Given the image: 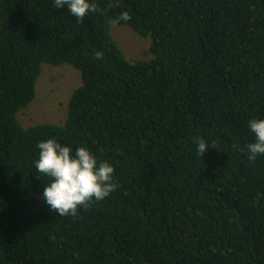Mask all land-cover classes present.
<instances>
[{
  "label": "trees",
  "instance_id": "16d2710c",
  "mask_svg": "<svg viewBox=\"0 0 264 264\" xmlns=\"http://www.w3.org/2000/svg\"><path fill=\"white\" fill-rule=\"evenodd\" d=\"M77 22L53 0H0V264H264V0H94ZM118 25L151 37L131 61ZM44 64L82 85L64 124L24 127ZM211 144L201 157L196 141ZM88 147L109 197L59 216L36 144Z\"/></svg>",
  "mask_w": 264,
  "mask_h": 264
},
{
  "label": "clouds",
  "instance_id": "9594fccd",
  "mask_svg": "<svg viewBox=\"0 0 264 264\" xmlns=\"http://www.w3.org/2000/svg\"><path fill=\"white\" fill-rule=\"evenodd\" d=\"M53 4L58 9L67 8L77 22L97 11L94 0H53ZM248 126L255 139L246 145L247 159L255 161L264 156V118H253ZM216 146L201 137L196 141V152L202 157ZM36 148L39 151L33 162L35 173L50 178L43 188L42 199L59 216L76 215L78 209L105 200L117 187L114 166L99 159L86 146L73 148L48 138L38 141Z\"/></svg>",
  "mask_w": 264,
  "mask_h": 264
},
{
  "label": "rangeland",
  "instance_id": "374dc122",
  "mask_svg": "<svg viewBox=\"0 0 264 264\" xmlns=\"http://www.w3.org/2000/svg\"><path fill=\"white\" fill-rule=\"evenodd\" d=\"M112 35L127 59L147 61L154 57L151 37H143L126 25L116 26ZM81 85V73L73 66L44 64L34 101L18 115L21 124L26 128L46 123L64 124L70 99Z\"/></svg>",
  "mask_w": 264,
  "mask_h": 264
}]
</instances>
